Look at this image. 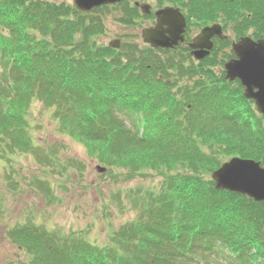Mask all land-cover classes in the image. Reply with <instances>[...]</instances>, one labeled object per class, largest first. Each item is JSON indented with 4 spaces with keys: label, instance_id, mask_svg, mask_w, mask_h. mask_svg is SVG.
<instances>
[{
    "label": "trees",
    "instance_id": "16d2710c",
    "mask_svg": "<svg viewBox=\"0 0 264 264\" xmlns=\"http://www.w3.org/2000/svg\"><path fill=\"white\" fill-rule=\"evenodd\" d=\"M134 1L84 13L65 0H0V164L28 152L65 170L34 138L39 100L108 172L164 178L159 192L147 193L140 218L114 230L107 244L17 227L11 238L29 254L17 264H264V202L211 179L228 157L264 165V116L223 69L233 56L230 39L264 38V0H156L186 15L187 40L193 28L215 22L230 31L200 61L187 44L165 50L125 40L114 49L100 42L112 10L124 27L152 18ZM49 182L40 181L51 201Z\"/></svg>",
    "mask_w": 264,
    "mask_h": 264
},
{
    "label": "rangeland",
    "instance_id": "374dc122",
    "mask_svg": "<svg viewBox=\"0 0 264 264\" xmlns=\"http://www.w3.org/2000/svg\"><path fill=\"white\" fill-rule=\"evenodd\" d=\"M142 1L151 4L153 11L158 7L156 0ZM112 11L106 16L107 29L100 42L108 44L120 38L122 42L143 45L141 32L152 21L143 19L141 26L124 27ZM200 29L193 28L191 37ZM51 109L39 100L33 102L32 132L41 154L50 158L58 155L65 170L54 161L45 166L28 152L17 153L13 160L0 164V264L28 260V247L11 238L17 227L25 224L37 225L58 237L80 236L98 245L107 244L114 230L140 218L147 193L159 192L164 180L159 175L130 179L122 173L108 172L107 165L91 154L85 140L61 131ZM225 159L229 161L231 157ZM99 167L107 170L100 172ZM40 181L51 184L55 200L49 201Z\"/></svg>",
    "mask_w": 264,
    "mask_h": 264
},
{
    "label": "water",
    "instance_id": "95a60500",
    "mask_svg": "<svg viewBox=\"0 0 264 264\" xmlns=\"http://www.w3.org/2000/svg\"><path fill=\"white\" fill-rule=\"evenodd\" d=\"M82 12H89L103 5L120 3L124 0H73ZM143 12L151 14V4L139 3ZM156 23L142 32L145 43L153 48L170 49L184 43L187 18L179 7L166 6L155 12ZM228 38L220 23L203 27L189 44L192 55L200 60L210 54L214 47L213 38ZM110 47L120 48V39L109 43ZM235 57L225 64L226 77L240 79L245 87L244 94L253 99L260 113L264 115V39L253 40L246 36L232 41ZM100 172L105 168L99 167ZM217 188L247 195L255 201H264V167L253 159L233 157L211 173Z\"/></svg>",
    "mask_w": 264,
    "mask_h": 264
}]
</instances>
